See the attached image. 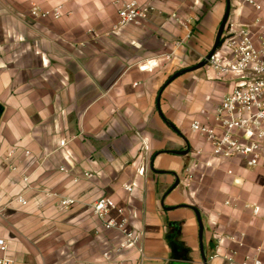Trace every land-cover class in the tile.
<instances>
[{
	"label": "crops",
	"instance_id": "0c3cea01",
	"mask_svg": "<svg viewBox=\"0 0 264 264\" xmlns=\"http://www.w3.org/2000/svg\"><path fill=\"white\" fill-rule=\"evenodd\" d=\"M122 1L0 0V192L4 205L21 194L28 201L0 216L8 246L0 257L14 264H230L225 256L239 264L247 255L264 261V170L212 156L191 130L195 120L212 123L230 86L208 65L171 81L212 50L219 7L141 0L154 8L148 21L116 30ZM33 5L62 6V17L34 19ZM174 14L191 19L189 38ZM194 161L199 168L186 188L184 170ZM130 183L136 188L129 193L123 185ZM50 195L77 204L60 211ZM101 197L125 210L142 234V251L113 253L121 236L106 231L89 207ZM217 235L229 239L218 245Z\"/></svg>",
	"mask_w": 264,
	"mask_h": 264
},
{
	"label": "built area",
	"instance_id": "2783aa9c",
	"mask_svg": "<svg viewBox=\"0 0 264 264\" xmlns=\"http://www.w3.org/2000/svg\"><path fill=\"white\" fill-rule=\"evenodd\" d=\"M239 2L240 11L229 17L216 52L207 60V65L214 71L218 81L231 82L230 90L223 95L214 109L212 123L204 124L195 120L191 123V130L211 146L212 156L220 159H239L249 169L264 170V0ZM118 4L116 30L128 26H142L154 11L153 7L142 3L141 0H125ZM245 12L249 15H245ZM30 15L34 19L58 20L62 17V6L41 10L33 5ZM172 17L188 32L186 39L189 38L191 19L176 14ZM182 44L184 40L176 43L177 47ZM66 144V141H61L60 147ZM143 147L146 151L147 146L144 144ZM13 154L14 151L10 152V156ZM201 154V150L196 152L198 156ZM25 155L29 156L30 152H25ZM141 165L138 174L145 176L148 170L146 157L143 158ZM198 168L199 163L196 161L185 168L186 188L193 184L194 174ZM61 170L65 171L64 168ZM11 171L16 172L17 168L12 167ZM84 177L90 179L93 175L85 173ZM21 179L25 184L29 183V177ZM123 188L130 193L136 188V184H124ZM50 196L58 199L57 207L60 211H68L77 204V201L70 197ZM15 203L27 206L28 201L25 195L21 194L4 205L0 192V216H3L8 206ZM89 207L106 231H114L121 236L113 253H121L127 249L142 251V234L130 226L125 210L112 198H98ZM258 212L259 208L256 207L254 213ZM227 239L229 238L226 236H216L218 245ZM7 248L6 243L0 240V250L3 254ZM110 256L109 252L104 254L105 259L109 260ZM224 259L230 264L235 263L234 256H225ZM0 264H14V261L2 256ZM239 264H264V261L259 255H247Z\"/></svg>",
	"mask_w": 264,
	"mask_h": 264
},
{
	"label": "water",
	"instance_id": "95a60500",
	"mask_svg": "<svg viewBox=\"0 0 264 264\" xmlns=\"http://www.w3.org/2000/svg\"><path fill=\"white\" fill-rule=\"evenodd\" d=\"M230 12H231L230 0H227V8H226V12H225V15H224V17H223V19H222V21H221L220 26H219V29H218V32H217V36H216L215 44H214L212 50L210 51V53L207 55L206 60H204V61H202L201 63H199V64H198L196 67H194V68H191V69H189V70H185V71H183V72L177 73L176 75H174V76L172 77L171 81L177 79L178 77H180L181 75H183V74H185V73H188V72H191V71H195V70L201 69V68H203V67H205V66L207 65V60H209L210 57L216 52V50H217V48H218V46H219V44H220V42H221V38H222V36H223V34H224L226 24H227V22H228V20H229V17H230ZM178 154H179V155H186V154H187V151H185V152H180V153H178ZM178 185H179V181H177L175 187L178 186ZM196 213H197V215H199L198 212H196ZM199 221H200V224H201V220H199ZM202 231H203V227H202V225H201V232H202Z\"/></svg>",
	"mask_w": 264,
	"mask_h": 264
},
{
	"label": "rangeland",
	"instance_id": "374dc122",
	"mask_svg": "<svg viewBox=\"0 0 264 264\" xmlns=\"http://www.w3.org/2000/svg\"><path fill=\"white\" fill-rule=\"evenodd\" d=\"M240 0H230V5H231V12H230V16L231 15H233L234 14V12L235 11H237V13L240 11V9H241V7L239 6V4H240V2H239ZM210 4V5H209ZM208 9H211V6H212V8L215 10V9H218V7H219V9H220V11H219V21H220V24H221V21H222V19H223V17H224V15H225V12H226V8H227V0H210V3L208 2ZM208 11V10H207ZM249 13V12H248ZM249 15V14H248ZM247 15V16H248ZM220 24H219V26H220ZM219 26H218V28H217V30H216V35H217V32H218V29H219ZM195 67V66H194ZM192 67H187L186 69H184V70H182V72L183 71H185V70H189V69H191ZM205 74H206V80L207 81H212L213 79L211 78V74L209 73V72H205ZM213 83H215V82H213ZM218 83H223V84H226V85H228V86H230L231 87V82L229 83V82H225V81H220V82H218ZM205 98V97H204ZM206 103L209 105V106H211V101H212V99L210 98V96H206Z\"/></svg>",
	"mask_w": 264,
	"mask_h": 264
}]
</instances>
